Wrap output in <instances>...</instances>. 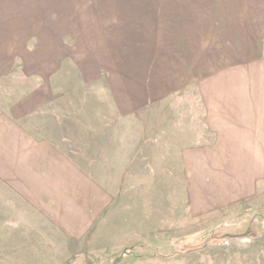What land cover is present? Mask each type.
<instances>
[{"label":"rangeland","instance_id":"1","mask_svg":"<svg viewBox=\"0 0 264 264\" xmlns=\"http://www.w3.org/2000/svg\"><path fill=\"white\" fill-rule=\"evenodd\" d=\"M198 2L0 0V264H264V164L206 148L178 70L194 42L206 78L249 75L264 23Z\"/></svg>","mask_w":264,"mask_h":264},{"label":"crops","instance_id":"2","mask_svg":"<svg viewBox=\"0 0 264 264\" xmlns=\"http://www.w3.org/2000/svg\"><path fill=\"white\" fill-rule=\"evenodd\" d=\"M199 1L198 3L200 6L203 5L202 10H200L201 13L205 12L204 5L223 4L225 6L235 5V3L242 5L241 2H243L244 20L254 23L257 26L259 24L258 22H260L259 28L256 26V29H261L264 23V0H236V2L232 0ZM197 12L199 13V11ZM229 14L233 15V17L237 15V13H228L225 15ZM223 17L226 18L224 14ZM40 20L41 17L39 18V21ZM44 20L47 21L46 27L44 28L47 29L48 36H50L52 33L51 24L49 22L50 19L46 16ZM53 27L56 29L55 24H53ZM58 31L59 29L57 32ZM252 33L257 35L256 32ZM54 43L55 41L52 45L53 48L55 47ZM190 44L192 47L187 46V48H185L186 46L180 45L179 48L181 59L187 61L181 68H178L181 77L187 74V76L182 78L183 80L179 84L182 86L181 88L190 86L186 87L188 90H190L194 84L199 85L198 94L203 102V107L206 108V114L203 110H201L200 113L198 110L196 112L199 116H203V118L206 117V123L211 132L219 136V139L215 138L214 146L211 145L206 148L209 150H215L217 148L230 149L228 155L232 158H234L232 150L240 149L242 156L247 159V162H245L246 164H264V64L262 63L261 66L256 64L257 66L253 68V60H245L249 62L248 65L252 63V66H248L247 68L249 75H231L229 77L214 75L211 78H206V63L204 59L205 56L202 53L203 49L197 43L190 42ZM199 53H201L200 57ZM136 77L135 71L132 70L130 80H123L127 79L125 76L118 78L119 84H123L124 86L126 82L128 86L132 84L129 90L135 93L136 90L134 85L136 83ZM152 79H155V76H153ZM129 90L127 92L130 94ZM117 96L120 97V93H118ZM199 137L201 138V136L198 135L197 140H199ZM200 147L201 146H198L196 148ZM236 155L237 154H235V157ZM191 157H195L189 162L192 168H195V174L200 173L201 168L204 169L208 162L211 161L210 153H197L195 156H190L189 158ZM225 174H227V172H225ZM195 178L196 177H194V180H196Z\"/></svg>","mask_w":264,"mask_h":264}]
</instances>
